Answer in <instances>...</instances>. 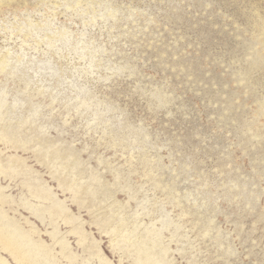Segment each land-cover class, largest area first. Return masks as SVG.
Returning a JSON list of instances; mask_svg holds the SVG:
<instances>
[{
  "label": "rangeland",
  "instance_id": "374dc122",
  "mask_svg": "<svg viewBox=\"0 0 264 264\" xmlns=\"http://www.w3.org/2000/svg\"><path fill=\"white\" fill-rule=\"evenodd\" d=\"M0 264H264V0H0Z\"/></svg>",
  "mask_w": 264,
  "mask_h": 264
}]
</instances>
